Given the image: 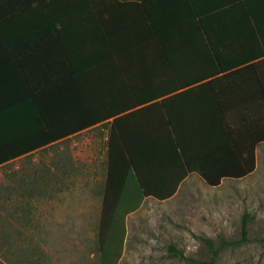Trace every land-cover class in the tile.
<instances>
[{
    "label": "crops",
    "instance_id": "1",
    "mask_svg": "<svg viewBox=\"0 0 264 264\" xmlns=\"http://www.w3.org/2000/svg\"><path fill=\"white\" fill-rule=\"evenodd\" d=\"M236 2L103 0L93 4L83 19L87 25H78L75 19L69 28L70 37L78 34L86 42L63 50L76 55L70 70L57 75L55 86L71 91L74 98L85 97L82 103L72 104V111H87L97 122L0 168L11 165L15 174L24 177L25 161L39 152V159L34 160L41 170L42 192H87L99 199V214L107 180L110 189L121 196L135 195L136 209L128 216L145 203L174 199L196 180L197 173H188L171 197L159 201L146 196L139 203L136 178L150 191H168L182 166L170 144L154 139L162 125L165 129V114L210 110L213 92L205 87L210 81L226 75L229 68L262 60V47L256 42L211 41L205 35L208 31L232 32L233 26L237 29L244 10L237 9ZM224 23L230 26L223 27ZM233 91L236 101L222 103V111L228 107L243 110L239 88ZM242 103L248 110V100ZM111 130L114 138L108 153ZM256 151L257 147L255 160ZM166 174L170 181L158 180Z\"/></svg>",
    "mask_w": 264,
    "mask_h": 264
},
{
    "label": "trees",
    "instance_id": "2",
    "mask_svg": "<svg viewBox=\"0 0 264 264\" xmlns=\"http://www.w3.org/2000/svg\"><path fill=\"white\" fill-rule=\"evenodd\" d=\"M236 1V8L244 10L237 29L233 26L232 32L226 29L221 34L208 31L205 35L211 41L256 42L262 47V60L229 68L226 75L210 81L205 86L213 92L210 110L165 114V129L162 125L154 139L159 137L173 147L182 173L166 192L150 191L144 181L136 178L137 203L146 196L159 201L171 197L190 172L197 173L208 187H216L223 179L239 180L254 171L255 148L264 144V0ZM95 3L103 0H0V165L97 122L87 111H72V104L82 103L85 97L74 98L71 91L55 86L57 75L70 70L71 58L76 55L63 50L86 42L78 34L70 37L69 28L74 26L75 19L78 25H87L83 19ZM229 26L230 23L223 25ZM237 88L243 110L232 111L228 107L222 111V103L225 106L236 101L233 90ZM247 100L248 110L242 103ZM113 138L111 130L108 153ZM158 180L165 183L171 176L166 174ZM124 196L110 189L107 180L96 235L98 264H117L120 259L124 219L136 209L135 195ZM240 227L245 239V216ZM204 242L210 255L197 264H214L218 250L209 240Z\"/></svg>",
    "mask_w": 264,
    "mask_h": 264
},
{
    "label": "rangeland",
    "instance_id": "3",
    "mask_svg": "<svg viewBox=\"0 0 264 264\" xmlns=\"http://www.w3.org/2000/svg\"><path fill=\"white\" fill-rule=\"evenodd\" d=\"M39 154L25 161L24 177L0 168V264H98L99 199L42 192ZM195 179L169 202L125 217L117 264H197L210 255L204 239L218 250L214 264H264V144L248 176L216 187Z\"/></svg>",
    "mask_w": 264,
    "mask_h": 264
}]
</instances>
